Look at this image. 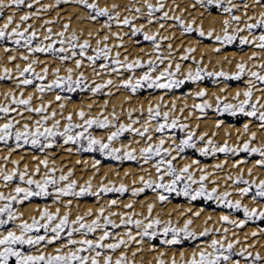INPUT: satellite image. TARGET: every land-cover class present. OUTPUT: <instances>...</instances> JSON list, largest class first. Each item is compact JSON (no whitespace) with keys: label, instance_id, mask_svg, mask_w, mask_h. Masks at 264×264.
Here are the masks:
<instances>
[{"label":"snow or ice","instance_id":"snow-or-ice-1","mask_svg":"<svg viewBox=\"0 0 264 264\" xmlns=\"http://www.w3.org/2000/svg\"><path fill=\"white\" fill-rule=\"evenodd\" d=\"M70 3L87 10L92 21L104 18L103 27L108 29L109 34L104 35L102 40L96 39L95 48L91 42L93 33L89 32V38L81 41V36L75 32L67 34L70 27L68 23L63 25L62 31L54 33L47 25L56 21H44L42 39L34 26L27 23L32 19H39L41 12ZM173 3L175 4V0ZM36 4H40V0H0V18H4V22L0 24V42H3L4 52L12 53L23 48L28 53H21L19 57L8 55V64L14 65V68L0 65V82L12 84L7 92L0 94V144L5 146L0 151L7 152L0 156V264H136L135 257L144 250V245L161 235V244L168 246L189 240L200 241L192 249L190 256L180 252L179 264H241V260L244 264H264V256L259 251H250L255 245L237 250L236 246L241 241L229 239L228 235L230 227L243 229L249 221H264V179L252 178L254 169L264 170V141L256 143L257 132L251 131V126L255 124L259 132H264V0H251V3L249 0H194L191 5L193 9L199 6L209 16L215 13L222 17L219 31L215 27L205 30L204 13L199 18L185 19L183 13L175 14V9L166 10V0H129L123 10L127 14H122L118 4L101 7L98 0H55V5H43L35 12L21 15L19 22L16 21V11L22 7L33 9ZM179 7L175 5V8ZM257 8L260 9L258 14L249 15V12H255ZM7 9L13 11L5 18ZM170 11L173 14L170 15ZM138 20H144L148 25L159 24L161 30L166 28L168 21H172V26L178 27L183 35L196 34L213 41L212 51L216 55L233 44H237L241 51L245 47L259 51H252L247 59L241 57L239 61L225 56L224 62L227 64L235 62V71H225L223 68L218 71L209 70L204 65L207 53L197 60L194 55L196 47L183 48L184 54L177 61L173 44L168 42L165 55L162 45L169 41V37L161 36L159 30L148 31L144 24L137 26ZM114 26L120 31L112 32ZM96 35L99 36L100 33ZM140 35L144 41L150 42L155 59L145 61L139 56L130 59L128 54L121 59L119 49L125 48L124 37L131 39ZM112 38L117 43L109 46L108 42ZM200 42L202 41H198ZM8 44L15 47L10 48ZM113 49H116L114 55ZM36 53H50L60 62V66L52 69L53 79L50 81L47 65L39 72L36 71V66L39 65ZM18 58L26 62L23 67L15 63ZM68 61H72L74 67H64ZM183 61H191V66L186 71H182ZM86 63L95 76L107 74L109 78L102 83L94 80L89 84L88 77L82 71ZM62 67L65 75H61ZM125 73L128 75L125 76ZM113 74L120 77L119 83L111 78ZM209 78L218 84L243 81L245 87L242 91H236L235 95L228 96V85L225 83V87L220 89L222 94H213L214 99H209L207 89L201 88L189 93L199 103L192 104L191 109L185 103L179 109V114L175 99L170 104L164 103L168 92L180 89L185 84L198 85ZM29 86H33L35 92L25 96ZM112 88L117 92L123 89L132 95L142 90H161L163 94L158 100L148 102L146 110L141 106L139 109H128L125 113L121 107L119 114L115 108L110 114H105L108 106L106 100L99 115H91L93 105L89 104L87 111L81 108L63 116L65 103L71 97L62 96L61 93L87 90L95 95L108 89L104 94L111 97L115 95ZM54 91L55 100L63 101L59 104L63 124L61 119H57L58 112L50 111L52 102L44 103L45 93ZM37 93L41 102L38 107H34L33 101ZM208 110H213L218 116L228 114L249 118L243 124V131L237 133V144L229 143L231 133H226L228 138L220 144L213 139L218 132L198 135L199 125L197 129H192L181 120L185 111L188 112V117H195L196 112L204 117ZM125 114L127 123L121 120ZM73 116L77 120L74 121ZM21 121H24L22 125ZM223 124L224 121L218 119L216 128L219 129ZM96 129L104 130L106 135H95ZM126 133L133 137L127 143L121 139ZM61 141L63 145L76 146L78 152H98L115 161L139 162L140 170L144 173L139 176V186L136 180H133L131 187L123 182L117 186L106 176L98 185L93 184L95 176L80 184L72 179L74 172L71 169L65 173L64 169H58L55 164L49 167L47 156L38 161L33 171H29L27 164L21 170V161L11 159L25 145L44 151L60 147ZM189 149L203 157H215L222 153L226 159L223 163L214 164L213 172H209L207 167H199L200 161L197 159L180 166L177 161L184 158V153ZM66 150L71 153L73 148ZM240 153L253 157V166L248 167L245 173L242 165H247L248 159L233 160L232 167L238 171L236 175L229 173L225 176V190L221 191L219 181L210 178L224 170L227 158L239 157ZM9 163L13 165L11 170L7 167ZM99 165V160H93L91 164L97 174ZM194 165L197 166L198 179L197 172L192 170ZM41 166L44 169L42 175ZM149 168L154 169L155 176ZM57 171L60 173L58 176ZM130 175L132 174L125 173V177ZM209 184L213 186L209 188ZM147 190L153 191L161 204L168 201L169 196L174 193L190 202L200 199L213 201L218 207L230 211L219 216L217 223L221 227H207L212 220L209 215L203 230L197 231L192 228L193 217L198 219L204 209L193 213L189 208L186 213L190 214L189 218L180 227L178 224L173 225L170 219L162 221L158 216L153 217L155 203L147 204V216L133 211L137 202L135 198ZM129 192L133 199L123 204L124 211H113L120 207V203L117 199H112L107 205L100 204L96 212L88 209L72 218L73 200ZM234 196L239 199H233ZM34 198H51L54 211L48 205L42 208L37 206L38 215L26 218L22 207ZM245 198L250 199L255 206L243 203ZM61 206L68 209L63 214ZM232 212L242 213L243 218H234ZM118 229L122 231H117ZM236 235L233 231L232 236ZM258 235H264V229L251 233L252 237ZM133 245L136 246V251H132L130 259L128 251ZM49 247H53L52 252L48 251ZM149 250L156 251V248L152 245ZM165 255L164 252L157 255L155 264H178L175 256L168 262L163 258ZM237 256L240 259H234Z\"/></svg>","mask_w":264,"mask_h":264},{"label":"bare ground","instance_id":"bare-ground-1","mask_svg":"<svg viewBox=\"0 0 264 264\" xmlns=\"http://www.w3.org/2000/svg\"><path fill=\"white\" fill-rule=\"evenodd\" d=\"M101 7L104 6H111L112 4H118L120 5V11L122 14L124 13V7L129 4V0H98ZM155 2V0H153ZM194 3V0H175V4L173 3V0H166V10L168 9H175V14L179 15L180 13H183L185 16V19H190L193 17L199 18L201 16V13H204V26L205 30L207 31L210 27H215L217 31L220 30V23L219 21L222 19L221 16L217 14H213L209 16L206 12H204V9L197 6L195 9L191 7V5ZM249 3H251V0H249ZM55 5V0H41L40 4H36L34 9H27L24 12L16 11V21L19 22V17L25 13L28 12H35L37 9H39L43 5ZM175 5H179L180 7L177 9L175 8ZM184 9H187L185 12ZM13 9H7L5 10V18L7 15L11 14ZM260 11L259 8L255 10V12H249V15L258 14ZM173 14L170 11V15ZM46 20H53L56 21L55 23L51 25H47V27H51L53 29V32H60L63 30V25L65 23H68L70 25L69 31L67 34H71V32H75L77 35L81 36V41L83 39H88L89 32L93 33V37L91 38L92 46L95 48V41L96 39H103L104 35H108L109 31L108 29L103 27V21H92L88 17V12L85 10L82 6L76 5L74 3L70 4H63L60 7H53L51 11L48 12H41L39 19H32L27 23H30L34 26V30L37 31L38 36L40 39H42L44 34V28L42 25H44V21ZM4 22V18L0 21V24ZM199 23V19L197 20ZM141 24H144L145 28L148 31L156 32L157 30L160 31L161 36H167L169 37V41H165L162 45V48L164 50V54L167 55V43L171 42L173 44V52L175 54V59L179 61V57L183 55V48L186 47H196V52L194 53L195 58L199 60L201 58V55L204 53H207V55L204 57V65L209 68V70H220L223 68L225 71H235V62L231 65L224 62V57L227 56L229 58H233L235 61H239L241 57L247 59V56L251 55L252 51H259L258 49L248 48L244 51L235 50L232 48H226L221 54L216 55L212 51L213 47V41H205L202 39H197L193 34L189 35H183L177 27H173V22L168 21L167 26L165 29L161 30L159 29V24H153L148 25L145 23H138L136 22L137 26H140ZM27 24L24 25L26 27ZM112 32L120 31V29L116 28L115 26L111 30ZM124 31H127V29H124ZM96 33H100L99 36L96 35ZM82 34V35H81ZM246 34V33H245ZM175 37V39H172V37ZM198 41H202L198 43ZM109 46L114 45L117 43V41L112 38L109 40ZM124 44L125 48L119 49L121 52V59H123V56L125 54H128L130 59L135 58L139 56L141 59H144L145 61L149 58L155 59V55L153 54V49L148 44H143L138 41H135L133 38H129L128 36L124 37ZM10 47V46H8ZM15 47V46H14ZM10 47V48H14ZM178 50V51H177ZM116 49H113V55L115 54ZM28 54L27 51L23 48H20L18 51H14L12 53H5L3 45L0 44V65H7L9 67H13L14 65L8 64L7 57L9 54L16 55L17 57L20 56V54ZM35 58H38L39 65L36 66V71L39 72L41 68L45 65L49 67V78L48 81L53 79L51 76V71L57 66H60V62L55 59L54 56H46V55H36ZM211 62V63H210ZM15 63L20 64L22 67L26 63L23 60H20L19 58L15 61ZM182 63V71H186L189 66H191V61H183ZM64 67H74V63L72 61H68ZM82 71L85 72V75L88 77V83L91 84L94 80L96 82L102 83L103 80H106L109 78L107 74L102 75L101 77H97L93 74V71L90 67H87V63L84 69ZM99 71V70H98ZM125 73L124 75H126ZM139 74V71H138ZM61 75H65L64 68H61ZM128 75V74H127ZM111 78L116 82L119 83L120 77L113 74ZM225 83H227V95L233 96L235 95L236 91L240 90L242 91L245 87V83L243 81L235 84H229L228 82H221L214 84H207L205 82H200L197 84H192L190 87L186 88L183 91L180 90H173L171 92H168L165 95L164 103L170 104L172 100H176L177 102V114H179V109L183 107L185 103L188 104L189 109H191L192 104L199 103L198 100H195L192 98L189 93H194L196 91H199L201 88H205L208 91V98L214 99V95H221L220 89L222 87H225ZM12 87V84L10 82L3 83L0 82V94L5 93L9 90V88ZM112 92L115 93V95L109 97L108 95L104 94L107 93L108 89L104 90L103 97H100L99 95L95 94L93 95L91 92L87 95H81L79 96V99H72L70 95H67L71 97V99L65 103V108L63 110V116H67L69 112H75L78 111L81 108H84L86 111L88 110V105L92 104L93 107L91 109V115L96 116L99 115L102 111L104 102L108 101L107 111L105 114H110L115 108V111L117 114L121 112V107L125 110V113L128 109H139L141 106L147 109L148 102L156 101L159 99V96L163 94V92L160 90L158 93H147L144 95H135L130 94L129 92L121 89L119 92L116 91L115 88L111 89ZM19 91V90H17ZM35 90L34 88L28 87V89L25 91V96L29 94H34ZM63 96V95H62ZM0 99H2V96H0ZM51 101V108L50 111L55 110L58 112L57 119H61V123L63 124V120L61 116L59 115L60 109L59 104L63 101H56L55 100V91L54 92H48L45 93L44 96V103H48ZM130 101V102H129ZM40 98L39 94H35V99L33 101V106L38 107L40 104ZM167 110V109H164ZM214 111L210 110L207 112V114L204 117L200 116L199 112H196L195 117H188V112L185 111L183 116L181 117L182 122L188 123L192 129H197V125H199L198 128V135L203 134L204 132L209 133L211 135L214 132H218V135L214 136L213 139H215L218 143L223 144L225 139L228 137L226 136V133H231V139L229 140L230 144H237V133L243 131V124L248 122L249 118H245L240 123L236 124L233 122H230L228 120H225L223 118H215ZM27 116L28 114L25 113ZM19 119V117H17ZM220 119L224 121V124L217 129L216 128V121ZM73 120H77L75 116H73ZM122 122L127 123V117L125 116L121 117ZM189 121V122H188ZM24 123V121H21V125ZM51 124V121H49V125ZM136 127H139V125H136ZM251 131L257 132V141L256 143H259L261 141H264V132H259L256 125L253 124L251 126ZM97 136H101V134H96ZM106 132L102 134V136H105ZM129 140H131L133 137L128 134ZM247 137H245L246 139ZM138 139V138H137ZM128 140V141H129ZM127 141V142H128ZM127 143L126 141H124ZM119 147V144L116 145ZM72 147L73 151L69 153L66 149ZM0 149H4L3 145H0ZM6 151H0V156L6 155ZM48 157L49 160V167H51L53 164H55L58 169L62 168L64 169L65 173L69 169H71L74 172V175L72 179H75L80 184H84L89 178L93 179V184L98 185L102 179L106 176L108 180H111L119 185V183L123 182L129 187L132 186L133 180L137 181V186L139 176L143 175L144 173L141 172L139 162L137 163H128L126 165L117 166L113 163H101L99 165V173L97 174L95 170L91 167V164L93 160H99L96 159L93 155H85L80 156L79 153L76 151L75 147L73 145H63L61 141V146L56 147L54 150L48 149L46 154L40 155L37 152H33L28 149H19L17 152H15L11 159L14 160H20V169L23 170L24 165L27 164L29 171H33L38 163L39 160L44 159L45 157ZM36 157V159H34ZM211 160L209 162H201L195 155L192 154H185L184 158L179 159L177 163L180 166H183L185 163H191L193 159H197L200 161L199 167H207L209 172L215 171L213 169V165L217 163H223L226 159L225 155H216L215 157H210ZM240 158H246L244 155H241L239 157H235V159ZM247 159V158H246ZM233 160L230 158H227V164L225 165V168L221 172H217L215 176L211 177L210 179H216L219 181V187L220 190H225V176L227 174L236 175L238 169H234L232 167ZM77 161H80V163H77ZM100 161V160H99ZM249 163L247 165H242L244 168L245 173L247 172L248 167H252L254 163V158L248 160ZM8 169L11 170L13 165L9 163L7 165ZM145 168H148V166H145ZM194 172H197V166H193L192 169ZM43 167L41 166V175L43 174ZM149 171L152 172L153 176H155L154 169H150ZM131 173L132 175L125 177V173ZM60 173L57 171L56 175L58 176ZM259 177L260 179H264V170L254 169L253 171V179ZM199 178V173L197 172V179ZM247 179L248 177L245 176ZM230 183V182H229ZM213 185L209 184V188H211ZM4 191H8L7 189H3ZM230 190V189H229ZM110 193L103 194L100 198H96V201H90L87 199H78L73 200L71 212H72V218L74 219L77 214H83L88 209H91L93 212H96L98 206L100 204L107 205L108 202L112 199H117L120 203V207L113 209V211H124L123 204H127L130 202L131 197L130 192L128 193L129 196L122 197V196H110ZM136 204L133 209V211L137 213H143L144 216H147V204L152 202L156 204V207L152 213L153 217H159L162 221H168L169 219L172 221L173 225H179L180 227L183 226V223L186 219L189 218L190 214H186L187 210L189 208L192 209V212L199 211L200 209H204L203 213L200 215V217L194 218L193 217V224L192 228L197 231H202L205 227V221L207 220L208 216H212V220L208 222L207 227L211 228L213 226L221 227L220 224L217 222L219 221V216L221 214H227L229 213V210H215V209H209L206 208L202 204L197 203H191L188 201H173L171 198H169L168 201H166L164 204H161L156 199V194L150 190L148 193H143L141 196L135 198ZM233 199H239L238 196H234ZM99 201V203L97 202ZM243 203L248 204L250 206H255L252 204L251 200L248 198H245L243 200ZM50 206L51 210L54 211L55 206H51V204H47ZM37 206L43 207L40 203H37L36 201H31L30 203H27L26 206L22 207V211L25 214V217H29L31 215H38L36 212ZM68 209H65L63 206H61V214H63L64 211H67ZM171 214V215H170ZM234 218L238 217L234 212L231 213ZM142 218V217H137ZM243 218V217H240ZM259 220L256 221H249L246 226L243 229H232L230 226L229 231V239H239L241 241L240 245H237V250H239L240 247H247L249 245H255V247L250 248V251L253 253L259 251L262 256H264V235H258L257 237H252L251 233L253 231H257L258 229H264V226H261L258 224ZM119 222L117 218V223ZM118 231H122V229H119ZM235 231L237 235L235 237L232 236V232ZM246 241V242H245ZM200 243V241L196 242V244ZM154 245L156 248V251L149 250L150 247ZM195 247V246H194ZM194 247H190L188 245H181L179 247H162L157 244H153L152 242L150 244L144 245V250L137 254L135 257L136 264H155V257L159 255L161 252L166 253V255L163 257L166 261L170 262L172 257L175 256L178 264L180 262V252H184L185 256H190L191 251ZM49 252L53 251V247H50L48 250ZM132 251H136V246L133 245L131 250L128 251V256L131 259V253ZM235 259V258H234ZM237 259H240L237 258ZM241 264H244L243 260H241Z\"/></svg>","mask_w":264,"mask_h":264},{"label":"rangeland","instance_id":"rangeland-1","mask_svg":"<svg viewBox=\"0 0 264 264\" xmlns=\"http://www.w3.org/2000/svg\"><path fill=\"white\" fill-rule=\"evenodd\" d=\"M41 1V0H40ZM62 6V5H61ZM35 8V5H34V7H33V9ZM28 8H26V7H22L19 11H21V12H24L25 10H27ZM3 18H0V21L2 20ZM99 21H103L104 22V18H99L98 19ZM29 22V21H28ZM138 23H145V21L144 20H138ZM177 29L180 31V29L177 27ZM181 32V31H180ZM195 37H197V39H202V38H200V37H198L196 34H193ZM135 41H139L140 43H143V44H148L149 46H151V44H150V42H148V41H144L143 40V37H142V35H140V36H137V37H135V38H133ZM203 40H205V41H209L208 39H203ZM47 43V42H46ZM0 44L1 45H3V42H0ZM8 46H10V47H14V45H11V44H8ZM58 46V45H57ZM228 48H232V49H235V50H240V48H239V46L237 45V44H233V45H231V46H228ZM246 49V47L244 48V50ZM243 50V51H244ZM241 51V50H240ZM40 54H42V55H46V56H53L52 54H50V53H36L35 54V56L36 55H40ZM188 62V61H187ZM97 70H99V69H97ZM138 71H140V70H138ZM125 76H127V74L125 75ZM203 82H205V83H207V84H214L216 81L215 80H213V79H205ZM239 82H241V81H229L228 83L229 84H235V83H239ZM3 83H8V82H3ZM192 84H185L182 88H180V89H176V90H180V91H183V90H185L186 88H188V87H190ZM30 88H33V86H29ZM55 91H59V90H55ZM160 90H142V91H139L138 93H137V95H144V94H147V93H151V94H154V93H158ZM90 92L89 91H87V90H85V91H83V92H81V91H79V90H77V92H75V93H61V95H70L71 97H72V99H79V96H81V95H87V94H89ZM97 95H99L100 97H103V94L102 93H98ZM210 110H208L207 112H209ZM214 114V116H215V118H223V119H225V120H228V121H230V122H233V123H236V124H238V123H240L242 120H244L246 117H244L243 115H237V116H230V115H228V114H225V115H223V116H218L217 115V113H213ZM0 122H2V121H0ZM189 122V121H188ZM103 133H105V131L104 130H99V129H96V130H94V134L96 135V134H101V136H102V134ZM177 135H182L181 133H177ZM123 141H128L129 140V137H128V134L126 133L125 134V136L124 137H122L121 138ZM61 143V142H60ZM0 145H3V144H0ZM4 146V145H3ZM5 147V146H4ZM75 147V149H76V146H74ZM56 147H53L51 150H54ZM22 150L23 149H28V150H31V151H33V152H37V153H39L40 155H44V154H46V152H47V150L48 149H45L44 151H41L39 148H34V147H32L31 145H25L23 148H21ZM78 152V151H77ZM79 153V155L80 156H85V155H93L96 159H99L100 160V162L101 163H113V164H115V165H117V166H122V165H126V164H128V163H130V162H132V163H137V161H115V160H112V159H110V158H106V157H104V156H101L100 155V153H98V152H78ZM187 153H189V154H192V155H195L201 162H209L210 160H211V156H209V157H203V156H200L199 155V153L198 152H196L195 150H192V149H189V150H186V152L184 153V155L185 154H187ZM241 155H244L248 160L249 159H252L253 157H247V155L245 154V153H240ZM218 156H220V155H223L222 153L221 154H217ZM235 157H230V159L231 160H233ZM256 158H258V157H256ZM148 192H150V190H147L146 191V193H148ZM110 196H122V197H127V196H129V194L128 193H125V194H123V195H120V194H118V193H110L109 194ZM96 198L97 197H93V196H86V197H82L81 199H87V200H90V201H96ZM169 198H171V200H173V201H188V202H190L187 198H185V197H183V196H176L174 193L171 195V196H169ZM34 201H36L37 203H40L42 206H45V205H47V204H51V206H53L52 205V200H51V198H34L33 199ZM191 203H197V204H202V205H204L206 208H209V209H215V210H225V211H227L228 209H225V208H223V207H218L216 204H215V202H213V201H205V200H202V199H200V200H197V201H192ZM230 211V210H229ZM238 217H243V214L242 213H237V212H234ZM258 224L259 225H261V226H264V221H258ZM119 230V229H118ZM117 230V231H118ZM161 239H163V236L161 235L158 239H156V240H153V241H151L153 244H157V245H160V246H162V247H165V246H168V245H163V244H161ZM201 239H204V238H201ZM196 242H198V241H184V242H182L181 244H179V245H175V246H168V247H179V246H181V245H188V246H190V247H194L195 246V243ZM49 249H50V247H49ZM48 249V250H49ZM235 259H237V258H239L238 256L237 257H234Z\"/></svg>","mask_w":264,"mask_h":264}]
</instances>
